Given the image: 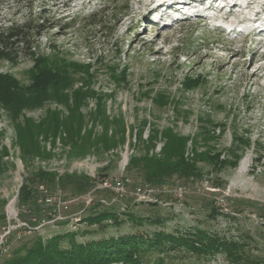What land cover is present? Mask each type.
Masks as SVG:
<instances>
[{
	"label": "rangeland",
	"instance_id": "obj_1",
	"mask_svg": "<svg viewBox=\"0 0 264 264\" xmlns=\"http://www.w3.org/2000/svg\"><path fill=\"white\" fill-rule=\"evenodd\" d=\"M158 1L0 0V32L13 24L36 26L45 17L47 30L32 38L36 56L56 57L67 68L91 66L87 76L67 71L72 86L56 88L66 100L50 86L32 91H44L40 106L16 116L0 107V264L39 239L74 234L80 244L152 234L150 226L125 230L130 222L122 228L85 222L107 208L166 218V233H218L264 257V37L228 24L246 16V1L222 11L232 16L222 27L213 13L206 14L209 20L197 18L199 4L188 9L192 19L156 24L151 12ZM35 67L33 57L2 61L0 76L26 89L34 83ZM189 78L196 81L190 84ZM78 93L84 95L79 100ZM99 105L106 120L98 117ZM171 139L201 177L172 175L150 183L143 166L128 171L132 157H161ZM236 141L241 158L233 168L229 151ZM205 153L228 163L220 168L196 158ZM40 173L53 182L39 180ZM68 176L86 178L89 186L79 193L66 186ZM167 264L228 261L224 254L207 260L181 255Z\"/></svg>",
	"mask_w": 264,
	"mask_h": 264
},
{
	"label": "trees",
	"instance_id": "obj_2",
	"mask_svg": "<svg viewBox=\"0 0 264 264\" xmlns=\"http://www.w3.org/2000/svg\"><path fill=\"white\" fill-rule=\"evenodd\" d=\"M47 25V18L44 17L36 26H32L29 22L13 24L0 32V62H17L23 56L35 59L34 83L31 87L20 88L11 76H0V107L9 110L13 116H16V113H20L23 109L40 106L43 103L40 95L44 91H40L36 95L32 92L34 90H46L50 86L55 87V89L53 88L54 92L58 90L56 96L61 101L66 100V97L61 94V89L56 88L61 83H72L73 79L67 71L75 70L87 76L91 70L90 65L73 63L69 64L67 68L65 66L67 64H59L56 57L41 58L36 56L32 51V38L41 37L47 30ZM195 81L192 78L188 79L190 84ZM30 92L31 95L28 94ZM81 96L84 95L78 93L77 99H81ZM98 112V117L103 120L107 119L103 105H99ZM58 117L56 116V118ZM65 124L71 123L66 122ZM171 141V145L167 144L162 148L161 157L157 156L151 159L132 157L128 171L139 170L143 166L144 179L150 183L163 181L172 175H177L184 180L198 178L200 174L195 162L185 158L183 148L181 150L173 146L176 139H171ZM238 145L240 144L236 141L234 147L229 151V156L233 159L229 164L233 168L237 166L241 158L236 151L239 148ZM196 158L210 164L216 163L215 166L220 168L228 163L227 161L219 163L218 159L210 158L206 153L197 154ZM38 177L39 180L53 182L50 180V174L40 173ZM64 180L67 181L65 182L66 186L73 185L79 193L89 186L88 179L82 177L68 176ZM27 189L23 200L28 202L31 191H27ZM217 214L218 212L214 210L211 213L213 217H216ZM124 217L126 218L124 219ZM109 221L110 224L107 223ZM167 221L166 218L158 216L142 218L130 212L119 215L114 208H107L97 215L89 216L85 222L90 225H100L102 228L109 225L122 228L124 224L130 222L131 226L126 227L125 230L134 231L150 226L149 231L152 234L128 233L125 236L80 244L77 243L74 234L55 236L48 241H40L39 239L25 249L24 254L16 251L3 264H167L169 257L190 255L207 260L218 254H224L228 264H264V257L246 252L244 242L233 238L227 239L218 233L199 228L185 232L176 230L172 233H166L162 230ZM66 245H69V248H66ZM149 256L153 259L152 261L148 260Z\"/></svg>",
	"mask_w": 264,
	"mask_h": 264
},
{
	"label": "bare ground",
	"instance_id": "obj_3",
	"mask_svg": "<svg viewBox=\"0 0 264 264\" xmlns=\"http://www.w3.org/2000/svg\"><path fill=\"white\" fill-rule=\"evenodd\" d=\"M193 1L194 0H176L174 2V0H162L161 2L158 3L159 5H157L156 9H158L157 11H162L165 14H167V12H169V9L171 8V9H174L175 12H179V14L181 15V18H187L189 16H188V13L186 12L185 6L192 5ZM240 1L242 3H244V1L247 2L244 4V7L242 8V13H241L242 14L241 16H244V15L246 16L241 17V18L236 17L234 21H229L228 24L230 25V27L234 29L235 31L239 30L240 33L244 34V31H242V28L240 29V24H246L245 22L247 21H253L254 23H252L250 26L252 27L257 26V28H260L261 30L264 29V2H259L256 0H240ZM197 2H201L200 7L197 10L199 13L200 19L209 20L208 16H206V11L209 8H213L212 9L213 12L217 13L216 17L214 18L215 19L214 22L217 23V26L222 27L224 25L223 23H225L226 21L230 20V18H232V16L229 17L228 15L226 16L224 13H222V11H224L225 9L224 7L216 8V0H198ZM236 4L237 3L235 2V0H227L228 6H236ZM238 13L239 12H237V14ZM236 24L237 26H235ZM253 30L254 29L252 28V31ZM252 76H254V74ZM246 163H247V160H243L241 163V168H245L247 166Z\"/></svg>",
	"mask_w": 264,
	"mask_h": 264
},
{
	"label": "built area",
	"instance_id": "obj_4",
	"mask_svg": "<svg viewBox=\"0 0 264 264\" xmlns=\"http://www.w3.org/2000/svg\"><path fill=\"white\" fill-rule=\"evenodd\" d=\"M106 187H109L108 183L105 184ZM119 186H121V184H119ZM111 187V186H110Z\"/></svg>",
	"mask_w": 264,
	"mask_h": 264
}]
</instances>
